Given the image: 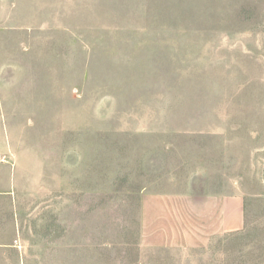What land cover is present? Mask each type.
I'll use <instances>...</instances> for the list:
<instances>
[{"label": "rangeland", "instance_id": "obj_1", "mask_svg": "<svg viewBox=\"0 0 264 264\" xmlns=\"http://www.w3.org/2000/svg\"><path fill=\"white\" fill-rule=\"evenodd\" d=\"M0 129V264H264V0H0ZM153 195L241 227L155 249Z\"/></svg>", "mask_w": 264, "mask_h": 264}, {"label": "crops", "instance_id": "obj_2", "mask_svg": "<svg viewBox=\"0 0 264 264\" xmlns=\"http://www.w3.org/2000/svg\"><path fill=\"white\" fill-rule=\"evenodd\" d=\"M3 130L0 129V194L9 189V167L2 153L8 149L4 141ZM166 195H153L147 198L145 206V234L151 246L155 249H167L185 251L187 249H204L216 240L219 235L231 234L241 227V210L235 198L197 197L189 200V214L194 213L198 202L200 208L193 217L196 220L189 228L184 229V225L179 222L169 224L165 219L166 215ZM179 206L178 199L174 200ZM185 204V203H184ZM194 205V207L192 206ZM180 207V206H179ZM182 211L184 207L182 206ZM167 220V219H166Z\"/></svg>", "mask_w": 264, "mask_h": 264}, {"label": "built area", "instance_id": "obj_3", "mask_svg": "<svg viewBox=\"0 0 264 264\" xmlns=\"http://www.w3.org/2000/svg\"><path fill=\"white\" fill-rule=\"evenodd\" d=\"M1 161H4V159H2Z\"/></svg>", "mask_w": 264, "mask_h": 264}]
</instances>
